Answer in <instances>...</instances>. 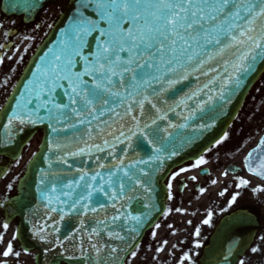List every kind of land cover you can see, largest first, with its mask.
<instances>
[{
  "label": "snow or ice",
  "instance_id": "1",
  "mask_svg": "<svg viewBox=\"0 0 264 264\" xmlns=\"http://www.w3.org/2000/svg\"><path fill=\"white\" fill-rule=\"evenodd\" d=\"M45 3L5 0L2 10L31 19ZM61 7L64 11L46 25L54 39L37 46L27 74L0 106V150L12 149L40 125L56 135L41 145L42 152L32 153L25 170L0 194V264H19L22 254H30L23 244L25 228L46 251L67 253L79 264H129L144 230L156 240L161 217L187 214L167 206L176 199L174 186L182 193L190 181L196 199L208 192L198 176L210 175L209 153L218 162L231 135L223 131L199 151L196 146L264 70V0H64ZM3 35L11 39L7 31ZM6 48L0 44V66L5 58L12 60ZM15 71L0 80V88L9 87ZM183 153H192L189 163L167 171L169 161ZM12 156L11 165L19 167L22 154ZM240 170L264 181V138ZM10 171L0 168V179ZM193 171L197 175L185 176ZM230 173L237 189L251 184L232 165L220 175ZM161 179L162 204L156 199ZM252 191L264 194V186ZM227 192L225 187L218 196ZM238 196L232 194L228 208ZM213 215L208 211L202 223L210 225ZM17 216L20 223L6 241ZM193 235L200 236L199 227ZM256 239L260 243L248 250L264 256V235ZM168 245L160 240L155 253H165ZM241 245L233 239L219 264H233L234 256L235 264H251L237 255ZM176 264H194L193 254L183 253Z\"/></svg>",
  "mask_w": 264,
  "mask_h": 264
},
{
  "label": "flooded vegetation",
  "instance_id": "2",
  "mask_svg": "<svg viewBox=\"0 0 264 264\" xmlns=\"http://www.w3.org/2000/svg\"><path fill=\"white\" fill-rule=\"evenodd\" d=\"M60 1V0H59ZM1 4V0H0ZM54 9L50 11H41L36 15L35 21L33 24L26 25L21 19L22 17L8 16L4 14L0 9V44H7V48L3 51H6L8 55L12 56V60H7L3 66H0V80H3L4 76L10 73V70L14 68L18 58L22 56V52L26 48L27 42L35 40L39 37L44 29L45 19H53ZM7 31L11 35V39L6 38L3 33ZM24 37H34V39L25 40ZM20 40V41H19ZM25 41L24 44L22 42ZM19 48L20 51L16 52L15 49ZM16 55V56H15ZM13 78V74H12ZM12 80V79H11ZM4 89L0 88V100L3 96ZM252 120V119H251ZM264 122V118H257L253 120V125H261ZM250 132L247 129H238L233 131L231 135V142L227 144V149L221 148L219 151L218 162L217 158L214 156V165L212 171L214 173L213 177H206L199 184L200 186L206 187L208 192L201 196L199 199H196L198 194L195 190V186L190 182L188 183V188L185 189L182 193L175 189L174 193L176 195L175 201L169 202V207H181L186 210L187 214L183 215L181 219L183 222L179 223V228H177L176 221L174 220L176 214L174 213L165 221L167 223H162L161 229L158 230V236L156 240L151 239L150 233L146 235L143 240L136 258L130 257L129 264H176L177 258L180 257L185 252H191L193 254L194 264H198L202 249L207 245L209 237L212 232L215 230L219 221L226 215L231 214L235 211L242 210L251 214L255 217L257 224L253 226L252 233L248 234L245 232L233 233V238L235 240H242L244 243L242 245L256 246L260 242L257 237L264 235V194L254 193L252 188L255 186H264V181L258 180L252 176H249L246 172L240 170L241 163L243 158H241V151L237 150V146H240V149L244 147H252L257 143L261 135L264 133V129L260 127L250 128ZM238 145H237V144ZM244 143V144H243ZM2 160L0 159V166ZM228 165L234 166L238 170V175L243 176L246 179L251 180V184L248 188L237 189L235 187L234 175L229 174L227 178H223L220 173ZM6 167L11 168L8 176L0 179V194H2L5 184H7L15 175H18V170L13 167L11 164H7ZM21 168V167H19ZM195 175L193 172L186 173L185 176ZM213 178L219 179V183L215 186L211 185L210 181ZM179 179H184V176ZM228 188V192L225 197L218 196V192ZM211 190L214 191V195H211ZM239 192L237 203L234 204L231 208L227 207V201L231 199L232 194ZM14 192L12 193V195ZM222 209H227L222 211ZM208 211L214 213L210 225H205L202 221L206 218ZM191 221V224L188 223ZM173 224V229H168L167 224ZM15 222L12 221L9 228V232L6 236V241L11 239L13 230H15ZM200 228V236L196 237L193 235L195 228ZM178 232V238L175 235H171V232ZM251 238L250 244L246 241ZM162 239H167L169 241V247L165 253L156 254L155 247L158 242ZM199 242L202 247L197 249L194 247V244ZM177 245V248L174 250L172 245ZM19 250L20 245H16ZM3 249L0 248V251ZM169 253L171 255H169ZM158 255V261L153 260V256ZM33 257L29 255H21L19 264H32ZM240 258L245 259L246 261L250 260L251 264H264V256L259 254L252 255L250 250H246ZM32 261V262H31Z\"/></svg>",
  "mask_w": 264,
  "mask_h": 264
},
{
  "label": "water",
  "instance_id": "3",
  "mask_svg": "<svg viewBox=\"0 0 264 264\" xmlns=\"http://www.w3.org/2000/svg\"><path fill=\"white\" fill-rule=\"evenodd\" d=\"M51 1V0H47ZM64 11V9H63ZM16 13H21V12H16ZM61 21L58 20L56 23L59 24ZM54 37L50 34L48 35L47 39L42 43L40 48H43L44 45L48 44L50 40H53ZM39 50V49H38ZM33 58L30 60L28 66L26 67L25 71L23 72L21 78L19 79L17 85L23 80V77L27 74V69L31 67L33 63ZM264 70H262L254 79L251 80V82L248 84L247 89L243 91V93L237 98H233V103L229 106L227 109L228 114L226 116H223L219 121H218V126L210 133L206 134L204 137L201 138L200 141H198L197 146H196V151H199L200 148L207 146L215 137L220 135L221 132L225 131L233 119L235 118L237 112L240 109V106L244 100V97L246 96L247 92L249 91L250 87L255 83V81L258 79V77L261 75V73ZM16 85V86H17ZM13 94V91L11 95ZM9 100V99H8ZM8 103V101H7ZM6 103V104H7ZM6 106V105H5ZM0 117H2V113H0ZM178 118L176 116H172V120L175 121ZM37 131H42V140H41V145L46 144L48 140H55L56 135L51 132V130L47 127V125H40L35 128L28 129L20 138L19 141L16 143L15 147L12 149H3L0 150L1 155L9 156L13 158L12 153H19L21 148L25 145V143L33 136V134ZM190 131V130H189ZM2 134V133H0ZM41 145L39 147V150L37 153L42 152ZM179 147V144H178ZM192 153H183L182 156H178L175 158L173 161H169L170 167L167 169V171L172 170L174 167L189 161L188 157ZM43 166V165H42ZM163 182L164 180L161 179L158 185V190L156 193V199L158 203H163L164 202V190H163ZM135 207V205H134ZM19 219L20 223V217L17 216ZM236 217L235 215L229 216L225 218L222 221L221 228H227V229H221V233L227 232L226 236H223L220 234L219 230H216L214 235L211 237L210 243L208 247L204 250V254L202 256V259L200 260V264H219V262L222 260L221 253L227 248V246L232 242L233 237L230 236V231H231V226L230 224L233 222V218ZM237 222L238 224H242L244 222V218L238 214L237 215ZM230 226V227H229ZM63 228L61 231L63 232ZM146 230L143 231V234L145 233ZM220 236V237H219ZM29 232L25 228L24 231V236H23V244L26 245L30 250H36L38 252V255L36 256L35 259V264H59L60 262L64 264H79V261L77 260H68L67 259V253L63 257L57 255L55 252H48L46 251V246L43 244H39L36 241L29 239ZM119 243V242H116ZM243 250V247L239 248V251L237 255L241 254ZM58 251H64L63 249H58ZM69 251L71 252H76L77 250L69 246ZM236 257H233V264H235Z\"/></svg>",
  "mask_w": 264,
  "mask_h": 264
},
{
  "label": "rangeland",
  "instance_id": "4",
  "mask_svg": "<svg viewBox=\"0 0 264 264\" xmlns=\"http://www.w3.org/2000/svg\"><path fill=\"white\" fill-rule=\"evenodd\" d=\"M24 64L25 63H22L21 65H19L17 67L16 70L18 71V73ZM17 78L16 77L14 78L13 83L16 81ZM254 113L257 114V116L259 115V113L260 114L264 113V77L256 84V86L253 88V90L249 94V96H248V98H247V100L243 106V109H242L240 115L238 116V118L236 120L234 127L235 128H238V127L241 128L244 125L247 116L249 117ZM38 141H39V136H37L33 139L32 143L30 144V147L32 148L31 150L36 148ZM245 151L246 150L243 151V154ZM209 157L212 159L213 154L209 153Z\"/></svg>",
  "mask_w": 264,
  "mask_h": 264
}]
</instances>
